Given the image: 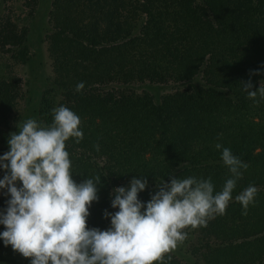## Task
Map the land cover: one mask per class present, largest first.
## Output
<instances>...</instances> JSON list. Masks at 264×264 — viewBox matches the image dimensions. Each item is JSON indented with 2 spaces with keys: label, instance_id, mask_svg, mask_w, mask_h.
I'll return each mask as SVG.
<instances>
[{
  "label": "trees",
  "instance_id": "trees-1",
  "mask_svg": "<svg viewBox=\"0 0 264 264\" xmlns=\"http://www.w3.org/2000/svg\"><path fill=\"white\" fill-rule=\"evenodd\" d=\"M27 4L35 9L39 0ZM48 25L53 88L42 95L36 120L51 124L61 105L81 119V142L66 141L73 179L102 180L88 228L108 230L105 210L119 211L111 207L113 189L142 175L148 186L138 198L145 204L173 176L211 177L214 194L221 191L231 174L219 142L248 168L226 213L186 229L184 243L204 264H264V100L258 95L256 104L241 85L251 79L258 91L264 81V0H51ZM28 33L0 14V51L20 60ZM79 82L85 88L78 93ZM170 83L182 88L156 92ZM20 85L17 76L0 78V130L9 128ZM5 174L0 168V179ZM249 185L258 192L243 215L235 196ZM6 191L0 189V212ZM171 255L169 264H187ZM0 264L31 261L0 239Z\"/></svg>",
  "mask_w": 264,
  "mask_h": 264
},
{
  "label": "clouds",
  "instance_id": "clouds-1",
  "mask_svg": "<svg viewBox=\"0 0 264 264\" xmlns=\"http://www.w3.org/2000/svg\"><path fill=\"white\" fill-rule=\"evenodd\" d=\"M259 74L250 71V76ZM262 82L258 91L251 90V79L241 82L256 104L258 95L264 100ZM84 88V82H79L75 90L79 93ZM52 114L51 124L35 118L18 123L19 132L8 139L10 150L0 156V168L6 173L0 189H6L10 197L6 210L0 212V224L6 228L0 239L30 258L31 264H169L171 253L187 239L186 229L207 226L210 219L226 213L242 169L248 168L218 142L215 148L231 174L221 191L214 194L211 177L173 176L170 183L157 184L158 191L145 204L138 198L148 186L142 175L133 178L127 188L113 189L111 207L119 211L104 213L105 219L110 217L111 227L89 229V208L99 199L102 180L96 175L76 183L66 141L75 138V143L81 142V119L63 105ZM94 147L100 150L99 144ZM257 192L249 185L235 196L243 215L255 205Z\"/></svg>",
  "mask_w": 264,
  "mask_h": 264
},
{
  "label": "rangeland",
  "instance_id": "rangeland-1",
  "mask_svg": "<svg viewBox=\"0 0 264 264\" xmlns=\"http://www.w3.org/2000/svg\"><path fill=\"white\" fill-rule=\"evenodd\" d=\"M29 0H0V14L9 15L20 27H26L28 33V48L21 59H12L10 55L0 51V78L17 76L21 79L19 97L16 110L8 129L0 130V147L10 150L8 139L11 133L19 132L18 123L26 119L37 117L41 106L42 95L53 88L52 61L47 50L45 33L49 28L48 16L51 0H39L36 10L28 6ZM34 10V11H33ZM199 81V80H198ZM181 84L156 85V92L163 94L181 89ZM52 99L53 91L47 92ZM190 243L181 244L172 254L176 255L183 263L204 264L201 257L192 253Z\"/></svg>",
  "mask_w": 264,
  "mask_h": 264
}]
</instances>
